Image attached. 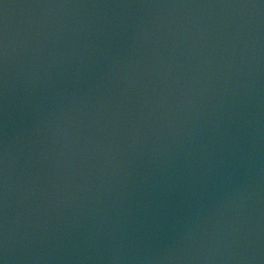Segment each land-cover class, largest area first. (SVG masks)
<instances>
[{
	"label": "water",
	"instance_id": "water-1",
	"mask_svg": "<svg viewBox=\"0 0 264 264\" xmlns=\"http://www.w3.org/2000/svg\"><path fill=\"white\" fill-rule=\"evenodd\" d=\"M0 264H264V0H0Z\"/></svg>",
	"mask_w": 264,
	"mask_h": 264
}]
</instances>
